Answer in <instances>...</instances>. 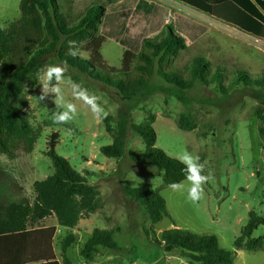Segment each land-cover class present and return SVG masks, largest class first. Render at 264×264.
Masks as SVG:
<instances>
[{"label":"rangeland","instance_id":"1","mask_svg":"<svg viewBox=\"0 0 264 264\" xmlns=\"http://www.w3.org/2000/svg\"><path fill=\"white\" fill-rule=\"evenodd\" d=\"M20 1L0 0L1 27H8L20 17ZM121 1L114 0V3ZM147 1L169 9L168 23L181 14L206 25L207 31L198 40L187 41V49L181 52L175 64L183 68L193 58L204 57L213 69L225 68L221 82H196L186 91L189 102L183 103L167 92L172 88L156 76L152 84L167 90L159 89L145 97L125 100L117 89L68 65L66 77L100 97V103L109 115L106 119H95L82 101L74 100L70 89L62 85L66 99L76 103L78 115L68 124L59 125L52 120L55 110L52 97L40 101L38 80L34 84L28 82L27 113L31 123L41 129L32 153L19 152L13 157L0 153V200L9 203L34 197V183L54 172L47 152L51 137L56 133L55 152L84 174L102 197L101 208L82 218L74 228L76 241L66 253L69 261L75 264H191L190 259L178 250L165 252L154 238L176 226L198 235L217 236L222 248L235 252L234 264H264V248L248 250L246 239L241 242V247L235 245L243 235L250 212L264 218V139L260 133L264 126V86H246L234 79L239 69L251 78L264 74V40L176 0ZM77 2L64 0V6L73 16ZM101 3L109 6L108 0ZM130 27L134 36L153 38L156 35L142 19L133 18ZM125 51L126 48L114 39L99 34L82 44L80 55L88 58L93 54L102 67L113 71L122 68ZM50 64L63 62L49 54L43 60V67ZM149 114L156 117L153 127L158 148L173 158L186 149L199 155L201 163L206 162L204 174L211 172L213 179L204 185V196L199 202L187 199L189 184L186 179L180 182L184 184L183 189L173 191L164 186L163 171L137 164L128 156L129 151H144L145 143L132 126L143 122ZM181 114L190 115L195 124L192 131L179 127ZM122 118H126L129 125L126 154L121 158H108L102 154L101 147L113 142V132ZM124 186L159 191L166 200L163 219L153 225L143 207L125 193ZM39 224L53 225L57 220L51 216ZM95 228L114 229V240L120 248L100 247L93 259L87 260L81 250ZM59 229L54 241L62 256V243L73 233L69 229ZM262 236L264 225H259L251 239Z\"/></svg>","mask_w":264,"mask_h":264},{"label":"trees","instance_id":"2","mask_svg":"<svg viewBox=\"0 0 264 264\" xmlns=\"http://www.w3.org/2000/svg\"><path fill=\"white\" fill-rule=\"evenodd\" d=\"M101 1L78 0L74 7L76 15L73 16L64 6V0L63 3L59 0H21L20 17L8 27L0 26L1 154L13 157L19 152L30 154L34 150L41 128L31 123L27 113L26 84L37 82V72L43 67L46 55L54 54L61 62L66 61L67 65L117 89L125 100L145 97L159 89L167 90L152 84L156 76L172 88L167 92L183 103L189 102L186 91L194 87L196 82L209 84L223 79L225 68L213 69L211 63L201 56L193 58L183 68L175 64L181 52L187 49V41L198 40L207 31L206 25L181 14L168 23L169 9L147 0H122L119 3L108 0V7ZM176 1L264 40V0ZM133 18L144 20L150 32L156 35L153 38L132 35L130 21ZM99 34L114 39L126 48L120 70L105 69L93 54L88 58L80 54L75 58L68 55L69 41H76L81 50L83 43L95 39ZM234 76L236 82L246 86H264V74L251 78L246 71L239 69ZM262 119L264 122V117ZM155 120V115L149 114L143 122L132 126L142 137L145 149L142 153L129 151L128 156L137 164L150 165L163 171V184L169 187L171 183H180L186 179L185 166L156 146L157 135L153 127ZM178 124L185 131L195 128L189 114H181ZM128 126L127 119L122 118L115 132L107 127L114 133V137L111 144L101 147L104 156L121 158L126 154ZM260 133L264 139V126ZM57 140L58 135L55 133L47 152L53 162L54 172L34 183V197H23L9 203L0 200V239L33 238L40 255L47 260L55 259L51 249L48 253V247L57 227H44L39 223L54 216L58 226L73 229L82 218L102 206L99 189L91 185L87 177L74 169L66 158L55 152ZM123 188L127 195L143 207L153 225L163 219L166 200L159 191L129 186ZM259 225H264V218L250 212L243 235L235 245L241 247V242L246 239L248 250L263 249L264 236L251 239ZM115 233L114 229L95 228L81 250V255L92 260L100 247L119 249L114 240ZM154 238L165 252L178 250L182 256L190 259L191 264H234L235 252L222 248L215 235H198L175 226ZM75 241L74 234L64 239L63 264H71L66 253ZM52 264L59 263L54 261Z\"/></svg>","mask_w":264,"mask_h":264},{"label":"clouds","instance_id":"3","mask_svg":"<svg viewBox=\"0 0 264 264\" xmlns=\"http://www.w3.org/2000/svg\"><path fill=\"white\" fill-rule=\"evenodd\" d=\"M68 49V55L74 58L81 51L76 41H69ZM67 71L68 65L65 61L63 64L47 65L37 72V80L40 85L38 99L44 101L51 96L55 105V110L52 111L53 123L58 125L68 124L78 115L76 103L66 99L62 85H66L70 89L74 100L82 101L95 119H106L109 112L100 103V97L90 93L82 84L72 80L70 77H66ZM176 158L185 166V177L189 184L187 187V199L193 203L199 202L204 196V185L213 179L212 173L204 174L206 162L201 163L199 155H194L186 149L178 154ZM169 187L173 191H179L184 188V184L171 183Z\"/></svg>","mask_w":264,"mask_h":264},{"label":"crops","instance_id":"4","mask_svg":"<svg viewBox=\"0 0 264 264\" xmlns=\"http://www.w3.org/2000/svg\"><path fill=\"white\" fill-rule=\"evenodd\" d=\"M41 225H44V227L51 226L45 224H41ZM53 225L57 227L56 233L52 241L50 242L49 247L48 246L47 247L49 254H50V249L53 251L55 259L47 260L46 258H44V256L40 255L39 250L36 248L37 243L36 241H33V238L30 240L29 238L21 239L19 237H8V238L0 239V252L2 253V264H52V262L54 261H56L59 264H63V261L61 260L62 256H60V253L58 252L54 241L58 231H60L59 228L61 226H58L57 224H53ZM61 228H65V227H61ZM65 229H69V228H65ZM69 230H72V233L74 234L73 231L74 228ZM38 247L40 248L41 246ZM70 263L75 264L71 261Z\"/></svg>","mask_w":264,"mask_h":264}]
</instances>
